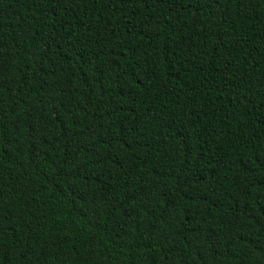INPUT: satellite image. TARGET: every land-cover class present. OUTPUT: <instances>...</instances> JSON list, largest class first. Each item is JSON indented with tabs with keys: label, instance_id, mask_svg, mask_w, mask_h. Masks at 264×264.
<instances>
[{
	"label": "trees",
	"instance_id": "16d2710c",
	"mask_svg": "<svg viewBox=\"0 0 264 264\" xmlns=\"http://www.w3.org/2000/svg\"><path fill=\"white\" fill-rule=\"evenodd\" d=\"M0 264H264V0H0Z\"/></svg>",
	"mask_w": 264,
	"mask_h": 264
}]
</instances>
